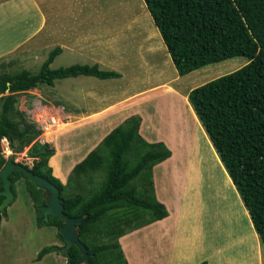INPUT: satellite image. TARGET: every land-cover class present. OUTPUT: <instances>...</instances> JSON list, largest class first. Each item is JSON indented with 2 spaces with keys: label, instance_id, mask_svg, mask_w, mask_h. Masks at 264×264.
I'll list each match as a JSON object with an SVG mask.
<instances>
[{
  "label": "trees",
  "instance_id": "1",
  "mask_svg": "<svg viewBox=\"0 0 264 264\" xmlns=\"http://www.w3.org/2000/svg\"><path fill=\"white\" fill-rule=\"evenodd\" d=\"M143 2L179 76L237 57L248 60L242 68L192 89L188 100L239 193L264 247V0ZM60 53L61 48H54L36 74L23 70L1 79L0 94L8 91L11 95L0 110V170L7 161L2 153L3 139L8 142L12 153H20L39 135L34 125H26L20 119L21 124L9 117L16 94L40 85L53 86L55 81L78 76L100 80L121 78V74L101 70L96 64L51 69V63ZM139 125L140 118L132 116L114 128L73 168L66 185L53 176L48 165L53 148L46 149L35 142L33 146L37 150L29 153L35 159L29 170L57 187L64 214L70 218H87L77 227L79 241L89 254V264H127L119 238L167 217L165 207L154 195L152 170L167 160L171 152L161 142L144 141L138 133ZM132 152L133 159L129 157ZM101 169L105 179L91 197L83 196L79 182L74 196H64L72 176L81 177ZM141 174L142 187L138 189L132 182ZM9 179L14 197L15 184L23 180L39 228L59 229L63 225V221L55 217L43 220L39 210L45 204L41 190L24 175L14 171ZM149 192L152 197L143 199ZM2 199L0 196V203ZM6 210L0 212V226ZM145 216L148 219L145 220ZM123 224L134 226L125 230ZM96 225H103L99 236L106 238L107 243H95L89 239V230ZM59 249L61 247L54 245L44 247L36 259L40 261L46 254ZM66 258L68 263L75 262L79 258L77 248L72 247ZM107 258L108 261H104Z\"/></svg>",
  "mask_w": 264,
  "mask_h": 264
},
{
  "label": "rangeland",
  "instance_id": "2",
  "mask_svg": "<svg viewBox=\"0 0 264 264\" xmlns=\"http://www.w3.org/2000/svg\"><path fill=\"white\" fill-rule=\"evenodd\" d=\"M0 1V81L3 77L15 75L23 70L36 74L48 54L54 48H61V46L67 47L62 51V55L55 59L50 67L51 69L63 68L70 65H92L85 54L80 55L72 52L70 49L73 45L81 46L85 45V43H91L97 47L100 46L99 50L95 52H101V56L104 57L112 58L114 54L120 51V55L131 58L133 62H136L138 59L139 61H137L135 67L136 73H139L138 77L140 83L145 80L146 88L155 84L154 80L156 77H154L153 80L150 79L149 77H152V75L148 74H151L154 69L149 67V73L147 69L144 68V64L140 61L144 62L145 60L153 65H156L160 61L164 63L163 66L165 68V63L168 59V65L171 69H174L171 58L143 0H91L88 3V7L82 6L80 8L76 5L71 7L72 5L69 6L68 4L67 7L61 6L59 9H57L59 5L55 6L53 9H48L49 2H45L46 0ZM31 35L33 38L30 37ZM160 43L165 48V50H163L161 46L163 52H156L155 54L150 51L145 52L144 55L142 54L144 51H148V45L158 46ZM106 45L107 47H103ZM140 55V59H135ZM133 56H135V58ZM247 63L248 60L246 58L240 57L207 66L208 68L202 72L204 73L202 74V76H204L202 81L207 80L205 83L210 82L220 76H224L242 68ZM103 70L109 69L103 68ZM169 73L170 75L167 74V76L172 82L176 83V81H178L177 83L179 85L181 84V86H174L177 91L167 86L159 88L157 91V95H159L158 98L150 102H145L144 105H141V109L147 114H155L156 118L151 120H153L155 124L159 123L160 128L162 125H166L170 135H178L179 138L177 142L181 147L186 149L183 151L184 155L183 153L181 155L184 159L189 157L194 150V144H196L198 140L196 137L198 128L196 120L188 107L187 100L183 96V91H186L190 84L182 80L179 82V79L175 77V75L179 77L177 73H175V75L171 72ZM215 73L221 75L215 77ZM139 81L137 80L136 83ZM99 82L100 81L95 78L87 79L85 82L73 79H66L65 81L58 80L54 82L53 86L40 85L24 93L16 94L15 103L12 105L13 111L9 114V117L19 123H21V119L26 125H34L39 131V135L31 145L24 147L20 153H12L8 146V142L6 140L2 141V153L5 158L12 157L15 162L31 168L35 159L32 158L29 153L33 150H37L33 144L37 142L39 145L45 146L46 149L52 148V142H48L51 140V134H49L50 137L44 136L45 128L53 125L51 129L55 130L57 125L53 124L54 121L60 123L58 130L60 128L62 129L63 126L64 130L63 132L60 131L52 140L57 139L59 149L64 151V149L66 150V148H69L67 150L70 153L65 157L66 164L60 167V174L58 173L59 175L54 177L58 179L62 185L67 184L73 168L81 161L82 154L86 152V155L98 146L81 143V133L73 132V129L77 128L81 122L96 119L98 115L89 116L76 123H65L66 120L71 119V117L64 116V114L71 113L70 111H64L65 113H63V111H59L58 109V104L62 103L61 100H58L60 97L59 88L61 85L70 92H76L83 87L87 88L91 86L95 88L96 85L98 86V84L95 83ZM107 88H109V86H105V89ZM95 93H98V91L96 90ZM154 94L155 93L146 94V98ZM170 94L176 99L173 97L167 99ZM10 95L8 91L0 94V110L6 98ZM140 98L142 97L136 100ZM150 105H152L153 108L157 106V108H162L164 110L161 109V112L159 111L158 113V111H156V113H154ZM185 107L190 112L193 120L190 118L189 121L180 114ZM168 118H170V123L166 121ZM167 131L165 129V132ZM169 134L167 132V135ZM171 142L174 143V140ZM78 145L82 147L77 148ZM200 154H202V159L205 164L201 166L198 160L194 162V164H196L194 170H198L201 173L200 175L198 174L197 182H200L201 186L207 184L208 191L212 188V191H216L217 193L221 188H223V192L227 191V201L218 197L216 199L218 203H211V207L206 206V203L209 201L201 203L202 211L204 210L206 212H204L205 216H202L203 231L209 237H214V235H216L219 243L224 242L227 251L229 250L230 252L236 249V247L233 246V239L237 231H241L245 237L246 235H250L251 228L249 226V220L248 217L242 213V209L244 208L241 203V205H239V200L234 196L232 190L223 185V178L225 179V176L219 175V173L222 174L221 169H224L223 164H221L222 167H220L219 162L216 160V166L215 164L210 165L206 161L204 150L201 149ZM129 157L133 159L134 152H132ZM56 160H53V166L57 163ZM218 160L222 163L219 157ZM205 169H207V171ZM57 172H59L58 169ZM157 174L158 171H156V175ZM142 176L143 174L132 182L138 189L142 187L140 181ZM103 179H105V173L102 169L81 177H77L76 175L74 177L72 176L70 186L66 188L64 196H74L77 188L76 185L79 182L83 191V196L89 198L98 191L103 183ZM229 179L231 178L229 177ZM23 187L21 183L15 185L16 199L12 202L14 204L13 208H11L13 209V211H11L14 220L6 226H3V230L0 233V264H66L67 258L58 251L46 254L40 261L36 259L42 248L51 245L62 248L64 247V242L59 238L57 228H38L34 208L29 206L31 202ZM214 195H216V193H206L204 200ZM137 196L140 197V195ZM151 197L152 192H149L148 195L142 198L148 200ZM239 199L242 201L240 197ZM229 200L235 203H227ZM209 213L213 216L210 220H214L217 222L215 224L221 226L215 227L212 222L206 221V217H208ZM141 217H143V214ZM146 219H148V216H145V220ZM102 226L103 225H96L92 227L89 230V239L94 240L95 243H107L106 238L99 236ZM132 226H134V224L130 225L131 228ZM122 227H124L125 230L130 229V227H126L125 224H123ZM221 230H225L227 235L224 236ZM133 252L134 251L130 252V254L132 255ZM104 261L107 262L108 258Z\"/></svg>",
  "mask_w": 264,
  "mask_h": 264
},
{
  "label": "crops",
  "instance_id": "3",
  "mask_svg": "<svg viewBox=\"0 0 264 264\" xmlns=\"http://www.w3.org/2000/svg\"><path fill=\"white\" fill-rule=\"evenodd\" d=\"M90 1L91 0H46L45 2H49V6L47 7L48 9H53L58 5L59 6L57 9H59L61 6L67 7L68 4L69 6L72 5L71 7H74L75 5L79 6L80 8L82 6L88 7V3ZM30 37H32V35ZM161 46L163 47V50H165V45L163 46L161 43L158 46L148 45V51H144L142 54L144 55L145 52L150 51L154 52L155 54L156 52H163ZM66 47L67 46H61V53L57 55L55 59L62 55V51H64ZM103 47H107V45ZM99 48L100 46L97 47L91 43H85V45L81 46L73 45L70 47L74 53L80 55L85 54L87 56L85 57L87 59L89 58L92 65H98L99 69L102 68L101 70L106 68L109 69L106 71H115L121 74V78L107 80L95 78L100 81L99 83H95L98 84V86L96 85L95 88L91 86L87 88L83 87L76 92H70L60 85V97L58 100H61L62 103L58 104V109L59 111H63V113H65L64 111H70L71 113L64 114V116H68L69 118L71 117V119L66 120L65 123H76L86 119L89 116L98 115V117L94 120L81 122L77 128L73 129V132L81 133V143L99 145L103 138L114 128L121 125L128 118L132 116H138L140 118L138 133L142 139L148 143L161 142L171 152V156L167 160L154 166L152 170L154 195L157 202L161 203L165 207L167 211V217L127 233L126 235L119 238V244L127 264H200L202 262H206L207 264H264V247L262 246L260 239L253 228V224L247 209L245 208L243 202L239 199L240 196L238 195L233 182L231 179H229L227 172L224 170L225 168L221 169L222 174L219 172L218 173L220 176H225V179L223 178V185L227 188H230L234 193V196H236L239 200V205L242 204L244 208L242 209V213L248 217L251 233L245 237L241 231H237L233 239V246H235L236 249H233L229 252V250L227 251V247L224 242L219 243L216 235H214V237H209L203 231L202 216H205V211H202L201 203L209 201L206 203V206L211 207V203H218V201H216L218 197L222 198L224 201H227V191L223 192V188H221L217 193L216 191H212V188L210 192L208 191L207 184H203L201 186L200 182H197L198 174L200 175L201 173L198 170H194L196 165L194 162L198 160L201 163V166L205 164L204 160L202 159V154H200L201 149L205 152L206 161L208 164H215L216 166L215 162L217 160L220 164L219 166L222 167V163H220L218 160V155L211 141L209 140L207 133L205 132L191 104L189 103L188 93L192 89L203 85L207 81H202L204 78V76H202L204 73L202 72L208 68L207 66L213 64L207 65L205 68L202 67L185 76L178 77L175 75V73H177L175 68L171 69V67L168 65L169 61L167 57L165 68L163 66L164 63L160 61L158 62V60L156 65L146 62L145 60L144 62L140 61L144 64V68L147 69V71L149 67L154 69L151 74H148L152 75V77L149 78L153 80L154 77H156L154 80L155 84L146 88L145 80L140 83L138 77L139 73H136L135 69L137 61H139L137 58L140 59L141 55L136 58L133 56L135 59H137L136 62H133L129 57L120 55V51H118L117 54H114V57L108 58L101 56V52H95L99 50ZM55 59L51 65L54 63ZM169 72L173 73L175 77L179 79V82L182 80L185 82L187 81V83L190 84L189 88H187L186 91H183V96L187 100L188 107L196 120L198 128L196 136L198 140L196 144H194V150L189 157L184 159L181 157V155L182 153L184 155L183 151L186 149L181 147L177 142L179 138L178 135H170L169 131H167L166 125H162L160 128L159 123L155 124L153 120H151L155 119L156 115L147 114L141 109V105H144L145 102H150L155 100V98H158L159 95H157V91L159 88L167 86L177 91L175 87L181 86V84L179 85L177 83L178 81H176V83L172 82V80L167 76V74L170 75ZM215 75V77H217L221 74L215 73ZM93 78L94 77L89 76H78L76 78L66 79L81 80V82H85L87 79ZM66 79L59 81H65ZM137 80L139 81L138 83H136ZM105 86H109V88L105 89ZM96 90L98 93H95ZM153 93L155 94L146 98V94ZM139 97L142 98L136 100ZM171 97L175 98L170 94L167 99ZM157 105L159 106V104ZM150 107L154 113H156V111L159 113V111L161 112L162 109L157 108V106L153 108L152 105H150ZM180 114L189 121L190 118L192 119L191 114L188 109H186V107L182 109ZM166 121L170 123V118L166 119ZM165 129L169 135H167ZM172 140H174V143L171 142ZM48 142H52V148L54 151L53 156H51L48 161V165L52 169L53 176H56L61 172L60 167H63L64 164H66L65 157H67L68 153L70 152L67 150L69 148L61 151L59 149L57 139L50 140ZM78 147L82 146L78 145L77 148ZM85 153L82 154L81 161L88 155H85ZM53 160H56L57 162L55 166L52 164ZM81 161H79V163ZM57 169L59 172H57ZM205 170L207 171V169ZM156 171H158L157 175ZM22 182L23 180H20L15 185L21 183L22 186H24ZM206 193H216V195L204 200ZM15 199L16 197H14L13 201H15ZM227 203L235 202L229 200ZM13 204L14 203H11L9 205L6 210V217L1 220L0 233L3 230V226H6L14 220L12 214L13 209H11L13 208ZM29 206L33 208L32 203H30ZM210 213L208 214V217H206V221L212 222L215 227L221 226L219 224H215L217 222L214 220H210V218H213ZM221 232L224 234V236L227 235L225 230H221ZM132 251L134 252L131 255L130 252Z\"/></svg>",
  "mask_w": 264,
  "mask_h": 264
},
{
  "label": "water",
  "instance_id": "4",
  "mask_svg": "<svg viewBox=\"0 0 264 264\" xmlns=\"http://www.w3.org/2000/svg\"><path fill=\"white\" fill-rule=\"evenodd\" d=\"M14 171L20 172L31 181L36 189L41 190V197L45 204L40 206L39 210L43 215V220L47 221L49 217H55L63 221V225L58 229V234L62 237L64 247L59 249L58 252L66 257L69 250L72 247H76L79 255L75 262L67 264H89V254L86 247L79 241V229L77 227V225L86 222L87 218H70L65 215L63 202L57 187L46 179L34 175L28 167L15 162L12 157L7 158L5 165L0 170V182L2 183L0 196L3 197L0 203V212L7 209L14 200V195L11 191L12 182L9 179Z\"/></svg>",
  "mask_w": 264,
  "mask_h": 264
},
{
  "label": "bare ground",
  "instance_id": "5",
  "mask_svg": "<svg viewBox=\"0 0 264 264\" xmlns=\"http://www.w3.org/2000/svg\"><path fill=\"white\" fill-rule=\"evenodd\" d=\"M54 125L56 124L57 125V127H56V129L55 130H52L51 128L53 127V125H51V127H47V128H45V134H44V136H48V137H50V139L52 140V139H54L59 133H60V131L61 132H63V130H64V126L62 127V129L60 128L59 130H58V126L60 125V123H57V122H55L54 121V123H53ZM46 134H48V135H46ZM49 134H51L50 136H49ZM55 136V137H54ZM53 137V138H52Z\"/></svg>",
  "mask_w": 264,
  "mask_h": 264
},
{
  "label": "clouds",
  "instance_id": "6",
  "mask_svg": "<svg viewBox=\"0 0 264 264\" xmlns=\"http://www.w3.org/2000/svg\"><path fill=\"white\" fill-rule=\"evenodd\" d=\"M5 139H3L2 141H4ZM5 157V156H4ZM7 159V158H6ZM13 159V158H12ZM13 202V201H12ZM11 204V203H10ZM66 264H67V262H66Z\"/></svg>",
  "mask_w": 264,
  "mask_h": 264
},
{
  "label": "flooded vegetation",
  "instance_id": "7",
  "mask_svg": "<svg viewBox=\"0 0 264 264\" xmlns=\"http://www.w3.org/2000/svg\"><path fill=\"white\" fill-rule=\"evenodd\" d=\"M68 263V262H67Z\"/></svg>",
  "mask_w": 264,
  "mask_h": 264
}]
</instances>
